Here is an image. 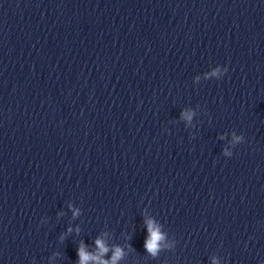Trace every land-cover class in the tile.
Segmentation results:
<instances>
[{"label":"clouds","instance_id":"1","mask_svg":"<svg viewBox=\"0 0 264 264\" xmlns=\"http://www.w3.org/2000/svg\"><path fill=\"white\" fill-rule=\"evenodd\" d=\"M239 139V138H238ZM77 213H74V215ZM149 231L148 239L145 241L144 247L146 250L153 256L157 255L160 249V241L163 239L162 234L154 227L152 221H146ZM97 248L100 250L101 254L108 251V248L105 246L103 241L97 239L95 241ZM77 255L79 257L78 264H87L88 261H97L98 264H116V260L121 258L122 251L117 248L111 262L103 261L101 256L91 255L85 252L83 244L78 248Z\"/></svg>","mask_w":264,"mask_h":264}]
</instances>
